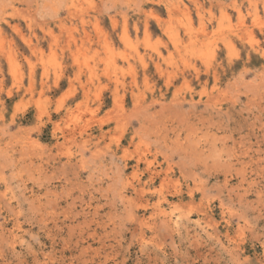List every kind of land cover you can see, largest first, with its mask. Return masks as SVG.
Here are the masks:
<instances>
[{
	"label": "rangeland",
	"instance_id": "obj_1",
	"mask_svg": "<svg viewBox=\"0 0 264 264\" xmlns=\"http://www.w3.org/2000/svg\"><path fill=\"white\" fill-rule=\"evenodd\" d=\"M0 264H264V0H0Z\"/></svg>",
	"mask_w": 264,
	"mask_h": 264
},
{
	"label": "bare ground",
	"instance_id": "obj_2",
	"mask_svg": "<svg viewBox=\"0 0 264 264\" xmlns=\"http://www.w3.org/2000/svg\"><path fill=\"white\" fill-rule=\"evenodd\" d=\"M173 222H175V221H173Z\"/></svg>",
	"mask_w": 264,
	"mask_h": 264
}]
</instances>
